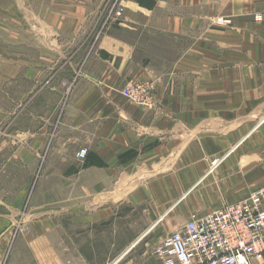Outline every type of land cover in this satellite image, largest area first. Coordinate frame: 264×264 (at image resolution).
Masks as SVG:
<instances>
[{"label":"crops","instance_id":"obj_1","mask_svg":"<svg viewBox=\"0 0 264 264\" xmlns=\"http://www.w3.org/2000/svg\"><path fill=\"white\" fill-rule=\"evenodd\" d=\"M104 1L0 0V264H98L96 229L126 226L105 260L160 264L190 217L264 186V0H122L95 39ZM140 82L153 108L123 94Z\"/></svg>","mask_w":264,"mask_h":264},{"label":"built area","instance_id":"obj_2","mask_svg":"<svg viewBox=\"0 0 264 264\" xmlns=\"http://www.w3.org/2000/svg\"><path fill=\"white\" fill-rule=\"evenodd\" d=\"M100 17L101 28L95 33L98 39L102 32L122 22V0H105ZM260 19V17H257ZM221 26L230 25V20L217 19ZM153 86L150 83H131L123 94L129 103L137 107L153 108ZM87 149L75 153L80 163L87 156ZM264 254V186L253 190L232 204H225L217 211L192 216L153 250L160 264H251Z\"/></svg>","mask_w":264,"mask_h":264},{"label":"rangeland","instance_id":"obj_3","mask_svg":"<svg viewBox=\"0 0 264 264\" xmlns=\"http://www.w3.org/2000/svg\"><path fill=\"white\" fill-rule=\"evenodd\" d=\"M102 5H101L99 12H103L102 11V8H103ZM96 21H98V24H97V30H95L94 34L101 28L103 18L98 17V19H96ZM7 27L8 26H5L3 28H7ZM2 38H3V41L0 42V47H2L3 50H5V51L10 50L12 48L11 41L7 38H4V36H2ZM13 107H14L13 100L7 101L6 104H4V105H0V120L3 119L2 115L5 113H8V111H9L10 112V113H8L9 116H8V114H7V116H8V118H11L14 122L13 118H14L15 112H14ZM9 109H12V110H9ZM5 124H6L5 122L0 121V129L4 128ZM35 180H36L35 175L32 176V178H30V181L28 183L29 186L27 188L29 192L34 191L36 189L37 185H35ZM10 182H12L14 184H19L20 182H23V178H20V179L17 178L16 180L14 178H11ZM135 221H136V218L131 217L130 220L128 221V225L134 223ZM102 232H104V233H102ZM132 232H133V230L129 226H126V228H122L121 233H120L119 229L115 233L113 231V227L101 228L100 230L96 229V231H95V233H96V251H97L96 254H97V257H101V258L97 259V263L98 264H102V263L111 264L114 261V259L110 258V260H105V258L103 257L105 254H108L110 245H112V244L114 245V247L112 249L113 254H115V252H118L120 250L122 251V249L124 248V246L126 244L133 243V242H131V240H129L131 238ZM124 237H126L129 240V241H127V243L123 241ZM148 242L149 241H147V239H144L134 248V251H133L134 253H132V255L134 254L133 263H137L140 260V256H139L140 254L139 253L144 252V250L149 246ZM110 243H112V244H110Z\"/></svg>","mask_w":264,"mask_h":264},{"label":"bare ground","instance_id":"obj_4","mask_svg":"<svg viewBox=\"0 0 264 264\" xmlns=\"http://www.w3.org/2000/svg\"><path fill=\"white\" fill-rule=\"evenodd\" d=\"M122 193V192H121Z\"/></svg>","mask_w":264,"mask_h":264}]
</instances>
